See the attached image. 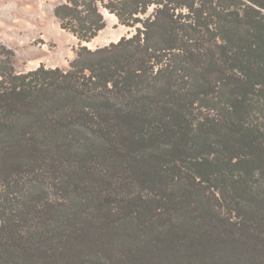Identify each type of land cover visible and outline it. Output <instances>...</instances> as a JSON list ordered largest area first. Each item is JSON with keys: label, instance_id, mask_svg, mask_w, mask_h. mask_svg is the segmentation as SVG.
Listing matches in <instances>:
<instances>
[{"label": "trees", "instance_id": "1", "mask_svg": "<svg viewBox=\"0 0 264 264\" xmlns=\"http://www.w3.org/2000/svg\"><path fill=\"white\" fill-rule=\"evenodd\" d=\"M105 11L67 69L0 44V264H264V0L55 7Z\"/></svg>", "mask_w": 264, "mask_h": 264}, {"label": "rangeland", "instance_id": "2", "mask_svg": "<svg viewBox=\"0 0 264 264\" xmlns=\"http://www.w3.org/2000/svg\"><path fill=\"white\" fill-rule=\"evenodd\" d=\"M62 1L0 0V44L15 51L18 72H28L41 65L67 69L81 45L96 49L136 32L134 27L122 24L114 14L105 11L106 27L90 42H81L61 27L55 15V7ZM94 250L87 247L75 250L73 264H79L80 257Z\"/></svg>", "mask_w": 264, "mask_h": 264}]
</instances>
